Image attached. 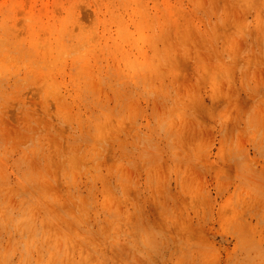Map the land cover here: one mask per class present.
<instances>
[{"label":"rangeland","instance_id":"rangeland-1","mask_svg":"<svg viewBox=\"0 0 264 264\" xmlns=\"http://www.w3.org/2000/svg\"><path fill=\"white\" fill-rule=\"evenodd\" d=\"M0 264H264V0H0Z\"/></svg>","mask_w":264,"mask_h":264}]
</instances>
